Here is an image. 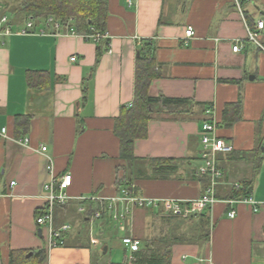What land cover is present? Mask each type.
Segmentation results:
<instances>
[{
    "label": "crops",
    "instance_id": "crops-1",
    "mask_svg": "<svg viewBox=\"0 0 264 264\" xmlns=\"http://www.w3.org/2000/svg\"><path fill=\"white\" fill-rule=\"evenodd\" d=\"M108 8L110 50L97 66L98 44L78 34L37 32L44 27L36 25L34 34L0 41V129L8 131L0 137V264L10 263L12 251L42 249V264H110L126 257L134 264L123 242L127 236L153 242L160 250L170 247V264H205V258L216 264H264V54L248 40L240 13L230 0H135L133 5L108 0ZM22 17L12 21L17 32L27 23ZM247 18L254 25L264 17ZM190 26L193 37L186 36ZM146 41L152 43L158 73L149 95L194 101L178 118L163 113L152 119L148 136L135 141L136 157L177 159L178 170L168 178L155 177L143 160L130 164L121 158L115 134L122 107L135 100L136 61ZM237 43L243 48L234 52ZM30 72L36 74L33 82ZM240 100L241 118L226 125V105ZM203 104L212 106L218 135L234 145L232 153L218 157L223 171L218 193L252 179L260 155L252 191L259 210L221 199L201 213L174 215L163 202L137 207L125 200V188L116 184L117 167L121 176L133 179L135 197L179 200L185 211L203 194L209 182L197 174ZM48 157L55 176L72 175L66 190L71 201L55 209L56 227L70 226L66 244L50 252L45 248L48 231L36 223L46 204L44 186L52 179ZM91 197L102 205L114 203L119 211L129 207L130 215L115 221L114 210H107L96 220L89 210H80ZM231 210L236 211L233 218ZM117 228L126 232L122 243L110 239ZM111 249L124 250L123 258L105 263Z\"/></svg>",
    "mask_w": 264,
    "mask_h": 264
},
{
    "label": "trees",
    "instance_id": "trees-1",
    "mask_svg": "<svg viewBox=\"0 0 264 264\" xmlns=\"http://www.w3.org/2000/svg\"><path fill=\"white\" fill-rule=\"evenodd\" d=\"M4 4L3 12L12 11L10 15L12 21L26 19H34L41 21L47 17L61 22L63 27L75 28L77 34L94 35L100 34L103 37L96 43L98 65L102 55L110 50V37H104L107 27L109 15L108 0H5L1 1ZM8 6V7H7ZM7 7V8H6ZM9 17V18H10ZM35 72L29 73L31 82L34 80ZM158 76L156 71V60L153 53V46L150 41L140 48V53L136 61V94L135 100L130 106H123L119 117L115 122V134L121 142V158L128 161L130 164L141 162L149 164L153 175L158 178H168L178 170V161L175 158H160V157H145L141 159L136 157L134 152L135 141L140 138H146L149 133V123L152 119L160 116L163 113H169L174 117L188 112V107L193 104V100L187 98H171L163 93L158 96L149 95V86L152 80ZM204 122L212 121L213 117L208 113V109L212 106L203 104ZM242 101L237 103H229L226 105L223 122L226 125L233 123L241 118ZM258 154V153H256ZM262 157L256 155L254 160V177L244 180L240 183V187H233L228 193H217L220 199H240L252 193L257 174L261 169ZM122 167H117L116 184L120 188H125L128 195L134 196L132 178L123 173L121 176ZM86 204L87 215L90 216L97 211L105 208L104 214L110 211L107 205L97 199H84ZM64 206V205H58ZM41 212V211H40ZM39 212V213H40ZM107 212V213H108ZM38 213V214H39ZM204 226L207 224L208 218L203 215ZM203 226V227H204ZM45 256V249L36 252L29 251H12L9 264H42ZM134 264H170L172 252L170 247L163 250L156 248L153 242L145 241L141 243L138 251L133 253ZM110 264H130L126 257L122 262H111Z\"/></svg>",
    "mask_w": 264,
    "mask_h": 264
},
{
    "label": "built area",
    "instance_id": "built-area-1",
    "mask_svg": "<svg viewBox=\"0 0 264 264\" xmlns=\"http://www.w3.org/2000/svg\"><path fill=\"white\" fill-rule=\"evenodd\" d=\"M135 0H129V5H133ZM236 10L240 13L248 32V40L254 42L258 47L259 51L264 54V41L257 38L256 33L264 34V18H259L256 20L255 24H250L246 14V4L252 3L254 0H230ZM4 10V4L0 2V41L1 39L14 34H34L36 33V25H41L44 28L38 29L37 32H50L53 35L62 34H77L75 28L73 27H63L61 22L50 16L41 21H36L34 19L27 20L26 25L21 28L18 32L14 30L11 25L10 18L7 14H1ZM80 35V34H78ZM195 35V30L192 26L186 29V36L193 37ZM88 40L98 41L103 36L100 34L94 35H81ZM104 37H109L108 33L104 34ZM243 48L242 44L237 43L233 46L234 52H239ZM72 61L76 60V56L71 57ZM208 113L211 115L212 108L208 109ZM213 117V116H212ZM219 124L217 120L213 117L212 121H207L202 124V152H201V165L197 169V174L199 176L207 177L209 182L206 186L203 194L194 200L189 202V206L183 211L182 203L179 200H168V201H157L154 199L146 197H135L128 195L127 191H123L127 194L124 197L125 200L131 202L137 207H146L157 205L160 202L168 204L171 207L172 213L174 215H180L182 213L196 214L201 213L208 205H213L214 203L221 201L217 196L218 185L222 181L223 171L219 166L218 157L220 154H228L234 151V145L217 133ZM7 127L0 129V137H7ZM25 143H28L29 139H24ZM41 151L43 153L47 152V146H42ZM47 169L51 174L52 179L45 186V198L46 204L42 208L41 212L36 217V223L39 226L46 227L48 231V237L46 242V252H50L52 249L64 246L66 244L65 233L69 230L70 226L64 224L61 227H56L55 225V209L58 205H66L71 201V196H69L66 190L70 187L72 183V175L66 173L62 177L55 176L54 161L51 157H48ZM235 187H240V184H235ZM83 198V197H81ZM92 199H98V197H91ZM229 204H246L252 207L254 212L259 210V202L255 200L253 194H249L240 199H228L226 200ZM109 209L113 211V219L115 221L126 220L130 215L129 207L119 211L114 203L108 206ZM81 211H85V208H81ZM105 208L95 211L93 213L95 219H101L104 214ZM236 211L231 210L229 212L230 217H235ZM124 245L129 248L133 253L138 251L141 247V241L132 236H127L123 239ZM97 244V243H96ZM205 264H216L213 259L205 258L203 259Z\"/></svg>",
    "mask_w": 264,
    "mask_h": 264
},
{
    "label": "rangeland",
    "instance_id": "rangeland-1",
    "mask_svg": "<svg viewBox=\"0 0 264 264\" xmlns=\"http://www.w3.org/2000/svg\"><path fill=\"white\" fill-rule=\"evenodd\" d=\"M246 5L247 6L245 7V10H246L247 16H249L251 18L264 17V0H254L252 3L246 4ZM7 13L9 15H11L12 14V11L11 10H8ZM256 36L260 40H263L264 41V34L256 33ZM96 220H98V219H96ZM87 226H88V224H87ZM87 226L85 227L86 228V232H87ZM94 235H96V234H94ZM125 235H126V232L120 230L119 228L112 229L111 232H110V234H109L110 239L111 240H116L117 243H122V238ZM103 248H104V245L101 246V249L102 250H103ZM123 255H124V250H122V249L121 250L111 249V251H109L108 255L105 258V260H106L105 263H107V262H109L110 260H113V259H121V258H123L122 257ZM130 255H131V253L129 251L128 252V256L130 257Z\"/></svg>",
    "mask_w": 264,
    "mask_h": 264
},
{
    "label": "water",
    "instance_id": "water-1",
    "mask_svg": "<svg viewBox=\"0 0 264 264\" xmlns=\"http://www.w3.org/2000/svg\"><path fill=\"white\" fill-rule=\"evenodd\" d=\"M107 250H108V247H107V246H105V248H104V253H106V252H107Z\"/></svg>",
    "mask_w": 264,
    "mask_h": 264
}]
</instances>
